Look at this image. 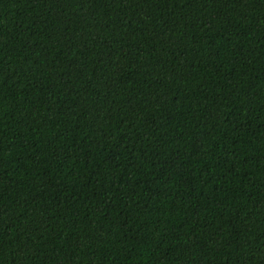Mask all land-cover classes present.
I'll list each match as a JSON object with an SVG mask.
<instances>
[{
	"label": "trees",
	"instance_id": "obj_1",
	"mask_svg": "<svg viewBox=\"0 0 264 264\" xmlns=\"http://www.w3.org/2000/svg\"><path fill=\"white\" fill-rule=\"evenodd\" d=\"M0 264H264V0H0Z\"/></svg>",
	"mask_w": 264,
	"mask_h": 264
}]
</instances>
